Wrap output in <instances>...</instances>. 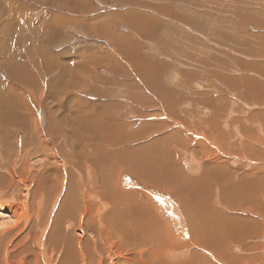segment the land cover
I'll return each instance as SVG.
<instances>
[{"label":"rangeland","instance_id":"rangeland-1","mask_svg":"<svg viewBox=\"0 0 264 264\" xmlns=\"http://www.w3.org/2000/svg\"><path fill=\"white\" fill-rule=\"evenodd\" d=\"M263 97L264 0H0V164L8 163L0 165V191L3 192H0V201L18 208L17 203L25 195L27 186L28 213L33 211L28 215L33 219L38 204L35 201V206L32 197L41 191L37 195L42 196L43 201L39 206L51 207L53 201L61 198V188L68 189L73 168L79 169L83 179L100 176L94 173L100 167L92 154L97 146L110 144L106 134L112 132L105 127L113 124L130 133L131 129L136 130L146 123L166 124L162 133L154 135H167L175 130L188 134L194 147L189 149V156L182 157L181 166L189 175L181 178L190 181L191 188L195 184L193 191L203 188L200 191H204L206 197L192 193L195 204L185 200L182 204L181 197L176 196L177 199L169 191L160 190L161 186L140 181L135 174L127 172L122 174L119 186L126 193L133 188L140 196L143 194L155 214L175 232L178 243L189 248L178 253L168 252L167 261L186 262L197 252L200 258L212 264H232L233 261V264H259V256L264 254V215L258 212L262 207V193L260 206L253 205L255 211L245 212L243 207L235 205L237 200L234 199L241 194L248 196L250 190L253 198L262 192L258 190V183L262 174L264 177L261 170L264 158L259 159L256 150H264ZM19 113H25L26 120L16 123ZM82 116H96V122L86 121ZM182 118L185 123L181 122ZM222 118L233 123L229 137L227 127L218 123ZM198 123L202 124L201 129ZM127 127H131L130 132ZM94 135L100 137L96 136L93 144L88 143ZM143 141H134L133 145ZM34 147L36 150L32 149ZM109 147L118 160L125 158L126 154L118 145ZM231 152L235 154L232 156ZM193 153L198 162H189ZM219 159L223 161L215 166L217 172L220 169L217 181L212 173L214 168L210 166ZM185 161L190 163L188 167ZM112 163L116 164L115 160ZM205 165L209 170L202 178ZM159 173L157 180H164V172ZM80 182L73 184L81 185ZM38 183L42 187L36 189ZM16 186L21 187L17 190ZM52 186L50 196L44 191ZM108 187L109 190H105L111 195V186ZM8 188L13 189L12 192L9 189L5 193ZM163 199L167 204L172 199L179 205L176 216L167 215L170 210L161 204ZM200 203L203 209L210 208L216 218L218 212L231 219L226 225L230 235L225 234L222 242H217V250H211L210 241L197 239L196 242L192 220L185 213L195 206L196 209ZM43 207L40 211H49ZM9 213L8 209L5 214ZM126 215L119 211L121 218ZM247 218L249 222L245 221ZM238 219L244 221L240 224ZM30 224L35 225L34 221ZM52 224L50 221L49 227ZM198 224L196 220L195 226ZM219 227L215 225L212 230L218 231ZM27 229L22 231L27 232ZM124 258L122 256L118 264L125 263Z\"/></svg>","mask_w":264,"mask_h":264},{"label":"bare ground","instance_id":"bare-ground-1","mask_svg":"<svg viewBox=\"0 0 264 264\" xmlns=\"http://www.w3.org/2000/svg\"><path fill=\"white\" fill-rule=\"evenodd\" d=\"M153 90H155V88ZM193 97L195 98V96H193ZM213 107H215V106H213ZM76 108L79 109L78 107H76ZM215 108H213V110ZM219 108L221 109V107H219ZM167 111H170V109ZM172 114H173V112H172ZM24 115H25V113H24ZM24 115L19 113L17 115V117H15V122L21 123L24 120H26ZM75 116H77V115H75ZM28 117H30V116H27V118ZM81 118H83V116ZM79 119L80 118H78V120ZM83 119H85L86 121L90 120V121H92L91 123L96 122V121H94V119H96V116H94V117L91 116L89 118H83ZM183 119L184 118L181 119V122L183 121ZM193 119H192V122H193ZM219 122L227 127V129H228V131H227L228 136L227 137H229L230 128L233 127V123L230 121H227V120L223 121V118L219 119L218 123ZM109 124H111V122ZM150 124H147V123L145 125L143 124L142 127L138 128L136 130L131 129V127L125 128V129L129 130V132L131 129L132 132H130V133H125L124 130H119L116 126H113V124H112V126L105 127L107 129L110 128L111 132H112V134H106L107 135L106 141H108L111 145L112 144L118 145L121 148V150L126 154L125 158L124 159L121 158V160H118L117 157L114 156V154H112V150L109 147L110 144H104V145L97 146L95 148L93 154H92V159H94L95 164L98 165L97 167H100L98 172H94V173H98L100 176L95 177L93 179H91V178L83 179L79 175L80 174L79 169L73 168L74 174L72 175V173H71L72 178L70 177L71 182H69L70 184L68 185V189L66 191H64V189L61 188V193H60L61 198H59L58 200L55 198L56 200L52 202L51 207H45L44 204H43L44 207L39 206L43 202L41 200L42 196L37 197V195L40 194L41 191H38L37 194L34 193V194H36V196H34L32 198H34L33 202L36 201L38 204V207H37L38 211L35 215H33V219H30V216L28 215L29 213H32L33 211L28 213V200L27 199L30 196L29 195L26 196V193L29 192V188H27V186L26 187L24 186L25 187L24 193L26 192L25 195H23L21 201L17 203L19 205L18 208L13 209L12 207H10L12 204L9 206L6 202L0 201V264H118L120 259H122V256H125L124 261L122 260L123 262H125L123 264H172V263L167 261L168 258L166 257V255L168 254V252H177L178 253L179 251H182L183 249H189V248H184L185 245H181L180 243H178L180 241L176 239L177 237H175V234H174L175 232L172 233V231L169 230V228H168L169 225L167 226V224H165V222H163V219L160 218L157 214H155L156 212L153 211L152 210L153 207L149 206V203L146 202V199H144L145 197L143 194H141V196H140L137 192L132 190L133 188L129 189L128 192L126 193V192L122 191L123 189H121L119 186L121 184L120 180H122V177L124 176V175L122 176V174L127 172L130 174H132V173L135 174L136 175L135 177L137 179H139L140 181H144L147 183H152L153 185L161 186L160 188L158 187L160 190L162 189L164 191H169L171 194L175 195L174 197H176V196L181 197L182 204L184 203L183 200H185L186 203H194L195 204L196 201L192 200V193L197 194L199 197H201L203 199L206 197L205 192L200 191L203 188H200L198 190L193 191L192 188L195 186V184L191 188V186H192L191 182L188 180L185 181L186 179L183 180L181 178V177H185V176L189 175V173L187 174L186 171L185 172L183 171V168L181 166L182 157L183 156L185 157L186 154H187V156L190 155V152H189V146H190L189 141L190 140L187 138L188 134H184L185 132L182 133L181 130H180V132L178 130H175L174 132H172L170 134L168 133L169 135L155 136L154 134H156L161 129V123L159 126L160 128L157 126L159 124H157L156 126H154V123L151 125ZM180 124H182V123H180ZM189 124H191V123L189 122ZM210 124H209V126H210ZM194 125H195V123H194ZM194 125L191 124V127ZM196 125H197V123H196ZM196 125H195L196 130H198L197 129L198 127ZM201 125H200L199 129H201V127H202ZM237 126H236V128H237ZM258 126H260V125H258ZM205 127L206 126H204L203 128L206 130L207 127L206 128ZM223 128H221V129H223ZM250 128H253V127H250ZM32 130H33V127H32ZM29 131H31V129ZM69 131H71V130H69ZM90 131L92 132V130H90ZM90 131L87 130V132H90ZM191 131H192V129H191ZM100 132H101V130H100ZM159 132H161V131H159ZM223 132H225V131H223ZM223 132H221V133H223ZM93 133H95V132H93ZM206 133H209V132L207 131ZM247 133H248V131H247ZM197 134H198V131H197ZM201 135H203V134H201ZM206 135L204 134L205 137H206ZM239 135H241V133ZM96 136L100 137L99 135L91 136V141L87 140V141H89L88 143L93 144L94 138ZM236 136H238V134ZM251 137H253V136H251ZM241 138H242V136H241ZM69 139H70V137H69ZM140 139H143L144 141L141 143H138L136 145H133L134 141H137ZM242 140H244V137ZM217 141H218V139H217ZM219 141H222V140H219ZM34 142H36V141H34ZM246 142H247V140H246ZM157 143H159V144H157ZM224 143H226V142H224ZM23 144L25 145L24 142H23ZM96 144H98V143H96ZM35 145H37V142ZM81 145L82 144H80V146ZM241 146H242V144H241ZM35 147H37V146H35ZM35 147L32 149H35ZM12 148H14V147H12ZM39 148L41 149V147H39ZM220 148L223 149V147H220ZM169 150H170V153H169ZM220 151H221V149H220ZM236 151H235V153H236ZM256 152L258 153L259 159L264 158V150L257 149ZM256 152H255V156H257ZM203 153H204V151H203ZM233 153L231 154L232 156H233ZM168 154H170V155H168ZM204 154H202V155L204 156ZM203 156H202V158H203ZM237 156H238V154H237ZM196 158H198V157H196ZM113 160H115L116 164L112 163ZM195 160H197V159H195ZM221 160L219 162L214 163L213 167L216 168L215 166H219V163L221 162ZM68 161H69V159H68ZM10 162H11V160L9 161V163ZM185 162H186L185 163L186 166L188 167L190 163L187 161H185ZM193 162H194V160H193ZM5 164H8L7 161L5 162ZM5 164L3 163L2 166ZM193 164L196 165L197 163L196 164L193 163ZM11 165H12V163H11ZM14 165H16V164H14ZM25 166H26V163H25ZM171 167L173 169H170ZM190 167H191V165H190ZM16 168L19 169L18 166ZM199 168H201V167H199ZM4 169H7V168L4 167L3 170ZM19 170L21 171V169H19ZM161 170L164 172L165 178H164V180H157L156 177L160 176L159 171H161ZM251 170H252L251 172L253 173V169H251ZM261 170L262 171L264 170L263 167ZM13 171H14V169H13ZM23 172H24V170H23ZM71 172H73V170ZM202 172H204V171H202ZM46 173H48V172H46ZM212 173H214V177L217 178L218 173H220V169L218 170V172H217V169L213 170ZM7 174L10 175L11 173L9 172ZM58 174H59V172H58ZM190 176H192V175H190ZM200 176L202 177V174ZM196 177L192 176V178H196ZM198 177H199V174H198ZM45 178H46V176H45ZM251 178H252V176H251ZM257 178H258V176H257ZM260 178H258V179H260ZM50 179L52 180V178H50ZM54 179L58 180L59 178L54 177ZM80 180H81V182H80L81 185L75 186L74 185L75 183L73 184L74 181H80ZM133 181H131V182H133ZM217 181H218V178H217ZM250 181H251V179H250ZM1 182H2V179L0 178V184H1ZM4 182H5V180H4ZM16 182H18V181H16ZM65 182H66V180H65ZM225 182H226V179H225ZM7 183H9V182H7ZM132 184H134V183H132ZM132 184H130V185H132ZM258 184H259L258 190L260 189V191H262V192H259L257 198H253L251 196V190H250V194L248 196H243L242 194L238 195V193H237L239 198H237V199L232 198V199L237 200L235 205L238 207H243L245 209V212L246 211L249 212L252 210L255 211V209L253 208V205L260 206L259 205V197H260V193H262V197H263L262 203H261L262 207H260V209H258V212L262 216V215H264V177H263V174H262V180H260ZM49 185H50V183H49ZM28 186H30V185H28ZM35 186H36V189H39L42 187L40 185V183L36 184ZM108 186H111L110 190L113 192L111 195L109 194V192L107 190H105V189L109 190ZM19 187H21V186H19ZM19 187H17V190ZM53 188H54V186H52L51 189L48 191H46L47 189H45L44 192L45 193L49 192V195L51 196L53 193ZM210 188H212V187H210ZM9 189L10 188H8L7 190H4V192L5 191L9 192ZM12 190H11V192H12ZM90 191H93V192L96 191V194L94 195L93 192L91 193ZM0 192H2V191H0ZM241 192H242V190H241ZM20 193H21V191H20ZM227 195L228 194L226 193V195H225L226 198H227ZM237 195H236V197H237ZM14 196H15V194H14ZM165 198H167V197H165ZM152 201H150V203ZM36 202L34 204H36ZM231 202H232V200H231ZM231 202H230V205H231ZM37 204L35 206H37ZM161 204H163V206H165L166 208L168 207L169 210H171V211H167L168 212V214L166 213L167 215H170V216L171 215H174V216L177 215L176 211L178 210L179 205L176 202H174L172 199L168 202V204L163 199V201H161ZM152 205L154 207L157 206L154 203ZM199 205H201V203L198 204L196 209H194L196 207L195 206L193 209H191V211H189L190 209H188V211L185 212L186 215H188L189 218L192 220L191 225H192L193 229L195 230L196 242H197V239L199 241H210L211 242L210 246H213V249H211V250H217V248H216L217 244H218L217 242H219V243L222 242L221 240H223V237L225 236V234L230 235V229L226 225L229 224V221L231 219L228 218L226 215H221L218 212H217V218H216L214 213L212 212V210H210V208H208L206 210V209H203L204 206L201 205L200 206L201 208L198 210ZM42 207H43V209H47L49 211H46V210L40 211V210H42ZM157 208L159 209L158 206H157ZM161 208L164 212V208L163 207H161ZM233 208H234V206H233ZM8 209L10 210V213L5 214V212ZM229 209H230V207H229ZM14 210L15 211L19 210L20 212L17 213V212H14ZM119 211L125 212V213H127V215L124 218H121L119 216ZM56 213H57V216L54 217V214H56ZM163 215L166 216L165 213H163ZM206 215H207V217H206ZM164 218H166V217H164ZM242 218H244V217H241V219ZM241 219H238L240 221V224H241V222L244 221ZM251 219H250V221H251L250 223L253 224V221ZM196 220H198V222H199V224L197 226H195ZM33 221H34L35 225L32 226L30 223H32ZM50 221H52L53 224L50 225V227H49ZM245 221L249 222L248 218ZM169 224H170V222H169ZM180 224L182 225V221L180 222ZM215 225L220 226L218 231H214ZM28 227H29V230L27 229ZM232 228H234V227L232 226ZM23 229H27V232H23L22 231ZM212 229H214V230H212ZM191 230H192V228H191ZM254 230L257 231L256 228ZM235 231H237V230H235ZM258 231H260V230H258ZM252 233H254V232H252ZM181 243H183V242H181ZM224 248H225V246H224ZM202 252H203V250H202ZM216 253H218V252H216ZM220 254L223 255L222 253H220ZM176 256H177V254H176ZM232 256H228V257L232 258ZM234 257H236V256H234ZM236 258H235V260L238 261V259H236ZM238 258H240V257H238ZM185 259H184V261H185ZM182 260L183 259H181V261ZM232 260H233V258L231 259V261ZM173 261H174V259H173ZM240 262L243 263V260H241ZM233 263H234V261H233ZM258 263L264 264V254L261 253V255L259 256ZM178 264H212V262L210 260L207 261L203 258H200L198 256V253L196 252L192 255V257L191 256L189 257L188 261L180 262ZM236 264H238V263L236 262Z\"/></svg>","mask_w":264,"mask_h":264},{"label":"crops","instance_id":"crops-1","mask_svg":"<svg viewBox=\"0 0 264 264\" xmlns=\"http://www.w3.org/2000/svg\"><path fill=\"white\" fill-rule=\"evenodd\" d=\"M156 125H157V124H156ZM156 125H155V126H156ZM157 126L159 127V125H157ZM164 127H166V124H164L163 126H161V129H160L159 131H162ZM159 128H160V127H159ZM159 131H158V132H159ZM169 134H170V133H169ZM169 134H167V135H169ZM157 136H158V135H157ZM189 144H190L189 149L192 148V147H194V146H193L194 144H193V143H190V141H189ZM191 144H192V145H191ZM192 158H193V159H192ZM195 159H196V154L193 153V154H192V157H190V161L193 162V160H194V162H197L198 159H197V160H195ZM190 161H189V162H190ZM201 164H202V163H201ZM200 167H201V165H200ZM205 168H206V165H205ZM212 168H214L213 165L210 166V169H212ZM199 169H200V168H199ZM214 170H216V168H214ZM198 171H199V170H198ZM207 171H208V167L206 168V170H204V172H202V175H206V174H207ZM204 173H205V174H204ZM214 173H215V172H214ZM170 211H171V210H170Z\"/></svg>","mask_w":264,"mask_h":264}]
</instances>
